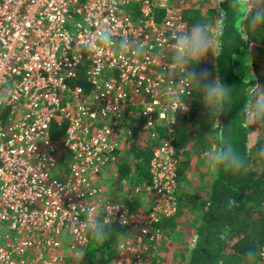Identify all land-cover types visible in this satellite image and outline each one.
Returning <instances> with one entry per match:
<instances>
[{
  "label": "built area",
  "instance_id": "built-area-1",
  "mask_svg": "<svg viewBox=\"0 0 264 264\" xmlns=\"http://www.w3.org/2000/svg\"><path fill=\"white\" fill-rule=\"evenodd\" d=\"M183 9L172 0H0V90L15 89L0 108V264H82L90 241L82 204L106 224L130 229L110 264H149L165 240L153 224L176 211L174 140L195 101L192 87L170 76V35L187 29ZM101 25L116 40L142 41L145 54L121 59L114 50H84ZM81 69L87 91L69 85ZM169 89L188 105L175 123ZM134 110L141 131L161 138L144 185L153 204L143 212L102 186L129 145L117 136L124 133L122 117L134 118ZM54 123L66 124L61 139L50 135ZM256 264H264V243Z\"/></svg>",
  "mask_w": 264,
  "mask_h": 264
},
{
  "label": "trees",
  "instance_id": "trees-1",
  "mask_svg": "<svg viewBox=\"0 0 264 264\" xmlns=\"http://www.w3.org/2000/svg\"><path fill=\"white\" fill-rule=\"evenodd\" d=\"M222 9L223 22L220 24L223 26V49L221 55L216 57L215 69L219 79L232 89L228 100L230 108L220 114L218 119L224 136L246 156L247 169L238 173L213 171L208 177L211 180L208 198L203 200L188 190L189 182L195 177L192 158L186 159L182 155L183 152L176 148L175 156L178 162L177 188L174 192L176 211L172 216H162L153 224L154 230L161 231L165 239L167 237L170 239L171 247L160 264H247L245 253L249 248H254L258 252L256 264L264 243V157L257 155L258 149L264 145V123L244 122L240 119V108L246 100L247 85H242V79L232 74L230 59L234 54L238 56L240 51H245L248 44H252L255 49L259 44L258 49L264 53V26L241 33L239 25L243 20L241 10L232 8L230 0L224 2ZM213 10L218 19L216 8ZM213 17L212 10L208 14L192 8L183 10V20L187 29L197 22L212 23ZM200 67V64L196 66V72ZM255 71L256 82L264 87V64L261 68L255 66ZM69 85L71 87L80 85L85 91L89 89L83 69ZM192 118L196 120L195 116ZM207 119L202 120V123L208 122L204 123L205 135L198 139L197 145H201L206 138L218 143L220 129L212 131L211 117L208 116ZM130 121L134 132L143 124L139 118H131ZM65 129V123L60 125L54 123L50 135L53 139H61L64 137ZM163 135V132H159V137ZM192 150L195 148L187 151ZM188 152L185 153L189 154ZM151 156L152 148L148 142L129 146L118 157L119 179L127 177L136 184L148 182ZM66 163L67 161L61 164ZM229 199H235L237 204L229 207L227 204ZM110 227V235L103 241H96L89 234V247L86 249L89 264L95 261L110 264L116 260L117 243L130 233V229L119 224H112ZM190 235L194 236V244L191 247L187 244ZM153 254L151 253V256Z\"/></svg>",
  "mask_w": 264,
  "mask_h": 264
},
{
  "label": "clouds",
  "instance_id": "clouds-1",
  "mask_svg": "<svg viewBox=\"0 0 264 264\" xmlns=\"http://www.w3.org/2000/svg\"><path fill=\"white\" fill-rule=\"evenodd\" d=\"M224 2L225 0H214L221 12L223 9L220 8V5ZM230 4L232 8L238 11L242 10L241 33L264 26V0H230ZM170 40L172 42L170 45L171 62L169 67L172 69L170 76L175 78L176 75H179L181 84L189 88L192 85L197 86L201 103L211 117L210 127L212 131L220 129L218 143L208 146L202 153V159L214 171L238 173L246 170V156L233 145L230 139L224 136L218 119L220 114L230 108L228 100L232 88L225 85L218 76L210 78L207 71L199 75L196 72V66L202 63L209 54L214 57L221 55L223 49L222 24H213L209 21L197 22L190 29L174 30L170 35ZM83 49L90 53L114 50L120 54L121 59H124L128 53L137 57L145 54V45L142 41L127 38L116 40L113 29L108 25L98 26L91 38L84 41ZM241 64L242 68L247 70L242 78V85H247V88L246 100L240 108L239 117L244 122L264 123V87L254 82L256 77L251 71V55H245ZM166 91L169 102L173 105L172 123H175L178 111H188L186 97H182L175 90ZM14 92L13 86L0 90V108L7 107L12 102ZM257 155L264 157V145L258 149ZM227 204L231 207L235 206L237 202L235 199H229ZM74 206L72 205V208ZM81 206L86 216L85 228L87 232L96 241L105 240L110 235V225L100 219L96 210L91 206L83 207V204ZM118 207L120 204L115 205L114 211ZM124 221L126 220L122 219L121 222ZM257 257L258 252L254 248H249L245 253L247 264H255Z\"/></svg>",
  "mask_w": 264,
  "mask_h": 264
},
{
  "label": "rangeland",
  "instance_id": "rangeland-1",
  "mask_svg": "<svg viewBox=\"0 0 264 264\" xmlns=\"http://www.w3.org/2000/svg\"><path fill=\"white\" fill-rule=\"evenodd\" d=\"M172 3L174 5H179L180 7L184 8V9L185 8H192L193 10L194 9L195 10H201L204 14H208L210 12V10H212L213 15H214V17H213L214 19H213L212 23L213 24H215V23L220 24V22H223V17L220 19V13L218 11L217 12L219 14V18L217 19V16L215 17V12L213 10V8H216L214 0H173ZM257 45L259 47V44H257ZM258 47H257V50H258ZM241 52L242 51H240L238 53L240 55L236 56L237 54L236 55L234 54L230 58L232 61L234 58H238L241 56L240 62H235L233 66H232V62H231V66H232L231 72H232V74H234V76L235 75L243 76L245 71H247L246 69L242 68L241 61L244 57L241 54ZM261 57H264V56L261 54ZM220 61L222 62L223 58ZM215 63H216V57L209 54L208 57L202 63H200L201 67L197 71V74L199 75L200 73L207 71L210 74V78L212 76H217L216 75L217 71L215 69L216 68ZM192 89H193L194 98H195V101L194 100L191 101V106L193 107V109H192L191 113L189 114V116L185 117L186 118L185 120H182L184 118L180 119L179 125L177 127V132H176L174 144H175V148H177L181 152H183L182 155H184L186 159L192 158L193 173L196 174L195 164H198L201 160H203L202 159V153L204 151V149H202V150L199 149L200 145L199 144L197 145V143H198V139L201 138V137H199V135H205L203 130H205L206 124H204V123L208 122V121H204L202 123V120L205 118L207 119V117L210 115L201 103V97L199 95V89L197 88V86L192 85ZM133 114L135 116L134 118H137L136 114H138V112L136 110H134ZM192 116H195L196 120L193 119ZM121 121L124 122V125L122 127V129L124 130V133H119V135L117 136V139H118V141L121 142L125 138L128 140L129 145L122 146L120 154L124 153V150L126 151L128 149V147L131 145H138V144L143 145L144 143L148 142L149 146L154 149L156 147V145L160 142L161 138H158L157 140H156V138H154L153 139L154 141L151 140L152 138L149 137L146 132H142L140 127H138L137 131L134 132L133 129L131 128L132 127L131 121L126 117V115L122 117ZM197 122H200V123H197ZM128 132H130V136H128V134H127ZM192 147H194L195 150H192L191 152L185 151V149H184V148H186V150H189ZM185 152H188L189 154H186ZM119 160L120 159H118V161ZM134 182L135 181H132V179H129L127 177H123V178L119 179V176L117 174V167H112L108 173H105L103 175L102 186H103L104 191H107L108 193L116 192V194L120 197L123 195L121 198L126 200L124 204L126 206H128L129 208H132L135 210L141 209L142 212L148 211V209L153 204V201L151 200V196L149 195V193L147 192V190L144 186L145 184H148V182L142 181V182H139L137 184ZM195 184L196 183H195L194 179L189 182V188H190L189 192H191L192 190L195 192L197 191L195 188L194 189L191 188V186L196 187ZM133 186H136V189H138L139 192L134 194L135 188H133ZM132 191H133V193H132ZM193 191L191 192V194L196 195V193H193ZM126 197H128L129 199H126ZM187 244L190 247L194 244L192 236L188 237ZM170 247H171L170 239L167 237L155 249L154 254L151 257H149V259H148L149 264H160L162 262V259H165L166 254L168 253V249ZM62 253L65 256H67L68 251L66 250V248L63 250ZM82 258H83L82 264H89V262L87 260L86 251H84Z\"/></svg>",
  "mask_w": 264,
  "mask_h": 264
},
{
  "label": "crops",
  "instance_id": "crops-1",
  "mask_svg": "<svg viewBox=\"0 0 264 264\" xmlns=\"http://www.w3.org/2000/svg\"><path fill=\"white\" fill-rule=\"evenodd\" d=\"M241 12H242V10H241ZM241 22H242V20H241ZM241 22L239 23V25L241 24ZM260 53L264 56V53L260 49L257 50L255 48H253L252 44H248L246 46V50L241 52L243 57H245V55H248V54L251 55V57H252L251 71L255 74V77L257 75V73L255 71V66H258L259 68H261V65L263 66V64H264V57H261ZM240 57L235 58V59L232 60V66L234 65L235 62H240ZM259 72H261V71H259ZM235 76H237V75H235ZM243 76H237V77L242 79ZM254 82H256V80ZM182 120H184V119H182ZM203 136L204 135H199V137H203ZM211 144H214L213 140L206 138V140L199 146V149H201V150L204 149V151H205V149L208 146H210ZM184 149H185V151H187L186 148H184ZM213 171L214 170L211 169L206 164V162L204 160H201L198 164H195V172H196L195 177L196 178L194 177V180H195V183H196L195 184L196 187L195 186L194 187L191 186V188L192 189L195 188L197 191L195 192V191L192 190L193 193H196L197 195L202 197L203 200L208 198V188H209V185L211 183L210 182L211 180L208 177L213 173ZM188 190H190V188ZM126 199H129V198L126 197ZM192 239H194V236L192 237Z\"/></svg>",
  "mask_w": 264,
  "mask_h": 264
}]
</instances>
